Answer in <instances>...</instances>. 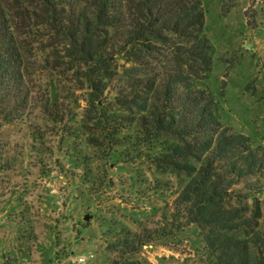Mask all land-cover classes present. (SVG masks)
I'll use <instances>...</instances> for the list:
<instances>
[{"label":"trees","instance_id":"16d2710c","mask_svg":"<svg viewBox=\"0 0 264 264\" xmlns=\"http://www.w3.org/2000/svg\"><path fill=\"white\" fill-rule=\"evenodd\" d=\"M39 27L47 30L42 39ZM41 40L57 47L42 49L51 65L44 69L66 68L82 81L87 118L100 136L92 142L111 148L133 127L156 150V170L180 182L175 204L183 224L199 228L209 264H264V146L222 123L205 84L213 49L202 1L0 0L1 124L33 108L55 122L66 118L50 88L52 73L43 71L41 95L42 79L37 85L29 72L30 42ZM118 76L124 84L107 104L103 97ZM242 182L245 191L235 187ZM144 237L127 235L108 264H147L136 256Z\"/></svg>","mask_w":264,"mask_h":264},{"label":"rangeland","instance_id":"374dc122","mask_svg":"<svg viewBox=\"0 0 264 264\" xmlns=\"http://www.w3.org/2000/svg\"><path fill=\"white\" fill-rule=\"evenodd\" d=\"M201 1L213 49L205 84L222 123L264 146V0ZM37 31L40 39L47 33ZM43 48L57 53L47 40L31 41L29 72L37 85L42 79L41 95L43 71L52 73L66 118L55 122L33 108L0 123V264H108L133 233L145 234L136 256L147 264H209L199 228L184 225L175 204L180 182L151 161L156 150L133 127L119 133L116 146L93 143L100 136L87 118L82 81L66 68L45 70ZM122 84L116 77L103 101L111 104Z\"/></svg>","mask_w":264,"mask_h":264},{"label":"built area","instance_id":"2783aa9c","mask_svg":"<svg viewBox=\"0 0 264 264\" xmlns=\"http://www.w3.org/2000/svg\"><path fill=\"white\" fill-rule=\"evenodd\" d=\"M91 257H93V256L91 255ZM78 261L79 262H85L86 261V258L85 257H80Z\"/></svg>","mask_w":264,"mask_h":264},{"label":"water","instance_id":"95a60500","mask_svg":"<svg viewBox=\"0 0 264 264\" xmlns=\"http://www.w3.org/2000/svg\"><path fill=\"white\" fill-rule=\"evenodd\" d=\"M89 219H90V215L87 214L85 220H89Z\"/></svg>","mask_w":264,"mask_h":264}]
</instances>
